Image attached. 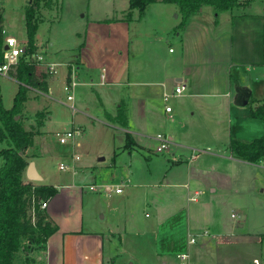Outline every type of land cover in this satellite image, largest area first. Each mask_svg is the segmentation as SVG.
I'll return each instance as SVG.
<instances>
[{"label": "rangeland", "instance_id": "obj_1", "mask_svg": "<svg viewBox=\"0 0 264 264\" xmlns=\"http://www.w3.org/2000/svg\"><path fill=\"white\" fill-rule=\"evenodd\" d=\"M26 1L28 0L22 1L16 6L25 8ZM59 1L62 2V8L60 3L58 9L52 8L46 13L45 21L38 25L37 35L42 36V42L46 45L44 51L48 59L60 64L56 68L57 72L53 79L51 77L53 73L47 72L50 75L48 84L52 80L49 93H40L35 89H30L28 92L22 123L29 128L32 124L36 125L43 119L46 120L45 128L54 133L79 129L80 135L75 137L76 141L65 144L59 143L57 138L55 140L53 134L47 135L44 140L48 144V148L57 141L54 146L57 157L53 155L45 160L53 180L60 179L59 181H61L63 176L65 179L73 171L70 169L60 170V165L62 163L74 164L71 157L73 144L77 140L81 141L82 147L78 149L79 155L82 157L86 154L90 157L89 160L94 161L79 162L81 166L75 175L77 178L75 181L79 184L86 183L85 188L88 189L85 194L88 195L86 202L95 201L98 205L101 198L102 203L105 204L106 197L102 195L105 191L98 189L103 193L96 190L97 193L90 190L89 186L100 184L96 183L100 179H103L105 183H115L121 180V176L127 174H131L132 177L130 184H136V187H132V195H134L132 202L139 197L138 194H143V191L148 192L156 199H162L157 210L154 209V205L144 204H138L134 208L140 222L150 224L149 227L139 232V238L142 239L146 235L148 238L151 237V241L147 240L145 247L143 243L141 248L134 245L137 251H133L130 246V238L136 240V234L129 236L130 238L127 237V240L124 241L122 257L118 261V264H131L132 262L134 264H149L147 263L150 260L148 249L154 248L152 238L158 230L155 224L158 211L161 212L163 219L169 216L170 220H182V213L177 210L184 203L179 198L180 192L186 189L185 186L180 185L182 180L170 178L168 183L173 184L161 185L162 180L165 179L166 171L171 176H183L182 170L186 167L169 169L171 161H173L172 157L228 154L224 145L229 137L228 128L222 121L219 125L209 126L210 123L201 117V108L205 104L199 106L201 102L195 99L192 100V103H183L191 90L190 86L180 97L170 96L167 101L177 111L182 108L180 117L176 116L175 121H171L158 113L164 111L165 103L162 86L157 85V81L154 79L162 76L160 72L167 69L174 62L173 60L179 58L182 53L181 41L176 35L180 31L177 30V27L181 16L177 14L174 4L158 1L150 4L143 15H140L139 11L135 9L128 18L126 13L129 0ZM253 3V6L249 8L252 18L240 23L234 34L233 48L236 57L238 55L240 58L242 56L250 59L256 54V48L260 53L263 51L264 0H254ZM23 12L24 10L21 11L17 8L5 11L7 14L5 30L20 41L22 40V45L26 41L24 21L21 20ZM57 12H59L57 15L59 18L56 16ZM197 15L195 17L197 19L204 17L205 19L209 18L210 21L216 20L218 17L217 22H220L222 28L226 27L224 20L227 17L229 19L232 17L228 12L217 13L218 16H216V12L211 6L202 7V14ZM103 48H106V52L110 50L113 52L108 54V59L103 57ZM169 48L174 52L170 53ZM76 59L86 63H84L85 65L81 64L79 68L75 67L74 81L76 85L73 87V91L68 93L65 88L68 71L64 62ZM100 66H105L109 71L111 67L115 66L117 73V75L115 73V83H102L103 72L100 70ZM38 69L39 75L45 72L43 67ZM108 79H110V75ZM17 87L18 85L13 79L0 76L2 105L6 109L11 107ZM69 95L73 96V101L67 100ZM122 104H125L128 109L127 116L130 127L127 131H132V134L142 140V144L148 148L132 146L130 150L120 151V156L117 155L116 160H113V151L117 152L118 147L126 144V131H123L119 122L110 125L107 115L116 116ZM192 109L196 110L194 117L190 116ZM42 112L44 116L41 118L38 113ZM198 125L203 126L198 127ZM158 133L165 134L167 137L171 136L174 139L162 153H155L158 142L153 137ZM38 144H40L39 141ZM179 144L186 146L180 147ZM99 156H106V161H98ZM40 169L42 170L41 166ZM114 171L118 172L115 178L112 177ZM130 171H133V174ZM243 177L246 183L252 181V176L249 174H245ZM204 181V179L201 180V185L204 184ZM136 191L139 192L136 193ZM161 192L164 198L161 197ZM206 192V194H210L207 187ZM204 196V193L196 195L198 198ZM129 207L131 209L135 206L131 204ZM85 209L89 215V206L87 205ZM224 211L226 218L232 223L235 224L240 219L239 209L226 205ZM94 214L96 213L93 212ZM232 214H235V217ZM34 217L36 218V215L33 214V219ZM253 225L260 227L258 220H255ZM23 243L27 250L22 248L18 251L16 264H44L43 243L32 240L30 237L23 238ZM253 244L251 249H253L254 255L257 254L264 258V241L261 244Z\"/></svg>", "mask_w": 264, "mask_h": 264}, {"label": "crops", "instance_id": "obj_2", "mask_svg": "<svg viewBox=\"0 0 264 264\" xmlns=\"http://www.w3.org/2000/svg\"><path fill=\"white\" fill-rule=\"evenodd\" d=\"M22 1L25 0H0V6L4 11V20L7 17L6 10L16 8L21 11L24 10V6L22 8L16 6ZM60 3L62 8V2L59 0L56 6L42 7L40 22L45 21V15L50 9H58ZM194 14L187 21L185 29L176 34L181 41V56L173 60L174 62L167 69L160 72L162 76L154 80L157 81V85L162 86L163 96L167 92H172L176 86L175 83L181 80L186 85V90L190 86L191 90L183 103H192V100L195 99L201 102L199 106L205 104L201 108V117L210 123L209 126L219 125L221 121L224 122L223 124L228 128L229 137L227 143L224 144L228 154L217 153L199 156L193 154L194 156L172 157L173 161H171L169 169L186 167L182 170L183 176H171L166 171L165 179L162 180L161 185L173 184L168 183L170 178L182 180L180 185L185 186L186 189L180 192L179 198L184 203L177 209L179 213H182V220H170L169 216L163 219L161 212L158 211L159 214L155 223L158 230L152 238L154 248L148 249L150 260L147 263L180 264L178 254L189 251L195 264H257L254 262L256 258L260 260V264H264V258L257 254L254 255L253 249H251L253 243L261 244L264 241V159L250 162L235 157L228 148L231 138L252 141L264 136V120L252 116L253 106H239L234 101L236 97L234 88L241 86L252 90L251 97L256 103L264 102V47L261 53L256 48V54L250 59L235 56L234 34L238 30L239 24L248 18H252V14L246 17H231L230 19L227 17L224 20L226 26L224 28L220 22L216 24L215 19L210 21L209 18H195L198 16L197 14H202V9ZM57 18L59 17L57 16ZM21 20H23V15ZM4 31V37L12 36L5 30V21ZM36 37L37 49L31 60L34 70H37L38 73V68L43 67L45 72L51 71L50 73H53L51 75L53 79L60 63L48 59L44 51L46 45L42 42V36L36 35ZM18 41L22 43V40L18 39ZM168 51L174 52L171 48ZM102 52L105 59H108L110 52L113 53L112 50L106 52V48H103ZM76 61L77 63H75ZM81 61L76 59L75 61L64 62L68 71L67 76L70 74V77L74 78L75 67L79 68L81 64L85 65L84 63H86ZM50 66H52V70L49 69ZM100 67L103 72L101 75L102 83H115V76L117 75L115 66L111 67L110 71L105 66ZM109 75L110 79H108ZM6 76L13 79L18 85L19 81L10 72ZM50 82L48 91L33 87L29 89L47 94L51 91ZM123 110L127 126L118 124L123 127L124 132L130 133L132 140L129 141V145L123 144L122 147H118L117 152L116 150L113 151V160H116L117 155L120 156V151L130 150L132 146L146 148L142 144L143 141L135 137L132 131H127L130 127V121L125 104H123ZM181 112L182 108L177 111L174 107H172L171 112H166L164 107V111L158 113L171 121H175L174 118L180 117ZM195 115L196 110L192 109L190 116L194 117ZM45 121L42 119L39 134L34 138L35 144L29 149V153L34 156L28 157L29 162L33 161L37 165L42 180L37 181L28 178L27 170L23 177L26 182L31 180L37 184L49 183L58 187V192L49 198V203L45 208L50 219L58 225V229L48 237L44 245V264H118L120 257H122L124 241L127 240V237L133 236L134 233L136 240L129 237L132 250L137 251L135 246L141 248L143 243L145 247L146 241H151V237L148 238L141 233L145 236L141 239L139 232L149 227L150 224L140 222L134 208L138 204H144L147 206L154 205V209L157 210L162 199H156L148 192L143 191V194H138L139 197L132 202L134 198L132 187H136V184H130L132 177L131 174H127L121 176V180L115 183L106 182L114 185L124 183L123 191L103 193L98 190L106 197L105 204L102 203L101 198L98 205L95 201L86 202V198H88V195H85L86 190H88L85 188L86 183L79 184L75 181L77 179L75 175L81 166L79 162L94 161L89 160L90 157L86 154L82 157L79 155L78 149H81L82 143L77 140L73 144L72 156L80 158L78 161L73 160L74 164L67 168H59L60 170L70 169L73 173L66 176V180L64 176L61 181H59L60 179L53 180L45 158L56 156L57 151L54 146L57 141L48 148L44 139L47 135L53 134L56 140V133L45 128ZM113 123L116 124L117 122H109L110 125ZM198 127L195 126V128ZM77 135H80V131ZM168 137L170 141L174 140L173 137ZM179 145L180 147L186 146L184 144ZM99 157L98 161H106V156ZM185 171H187L186 174ZM116 173L118 172L114 171L112 177L115 178ZM130 173L133 174V171ZM245 174L251 175L252 181L246 183L243 177ZM95 178L97 179L96 176ZM203 179L205 181L201 185ZM96 183L106 184L103 179L97 180ZM206 187L210 194H206ZM92 191L98 193L96 190ZM138 192L136 191V193ZM203 193L204 197H196V195ZM160 195L164 198L162 192ZM131 204L135 207L130 209ZM87 205L89 206V215L85 209ZM226 205L239 209L240 219L237 220V223L234 224L226 218L224 211ZM93 212L96 214L93 215ZM146 216H148L147 213ZM232 216L235 217V214ZM255 220L259 221L260 227L253 225ZM203 231H207V233L199 237L197 242H190L192 234L197 235ZM133 255L135 257V254Z\"/></svg>", "mask_w": 264, "mask_h": 264}, {"label": "trees", "instance_id": "obj_3", "mask_svg": "<svg viewBox=\"0 0 264 264\" xmlns=\"http://www.w3.org/2000/svg\"><path fill=\"white\" fill-rule=\"evenodd\" d=\"M163 1L174 4L177 14L181 16L177 30L183 31L189 18L204 6H211L217 13L228 12L232 17H246L251 15L249 8L254 0H129L126 16L130 18L133 10L137 9L143 15L145 9L152 3ZM23 12L24 31L26 41L22 45V55L16 64L9 69L10 74L19 83L10 108L2 105L0 90V264H16L18 251L26 247L23 238H31L45 243L53 234L58 225L50 219L45 208H41V201L53 197L58 192L54 184H37L26 182L24 174L31 155L29 149L34 146V138L39 134L42 121L29 128L24 126V104L28 100L29 88L48 91L50 75L43 72L41 75L34 70L32 56L36 52L37 29L42 7L56 6L58 0H28ZM217 18L215 23L217 24ZM4 11L0 6V65L3 63ZM70 80V74L66 78ZM249 106L252 107V116L264 120V102H257L251 97ZM39 117L44 114L38 113ZM109 122H119L127 126L123 104L116 116L107 115ZM126 144L132 140L130 133H125ZM229 151L235 156L250 162L264 159V136L252 141L231 138ZM35 206L36 219H33Z\"/></svg>", "mask_w": 264, "mask_h": 264}, {"label": "built area", "instance_id": "obj_4", "mask_svg": "<svg viewBox=\"0 0 264 264\" xmlns=\"http://www.w3.org/2000/svg\"><path fill=\"white\" fill-rule=\"evenodd\" d=\"M5 33V31H3ZM7 46V47H6ZM22 44L18 41V39L14 36H5V47L3 50V63L0 65V76H6L9 73V69L12 65L16 64L18 61V58L22 55ZM50 70H52V66L49 67ZM76 85L74 78L70 77L69 82L66 83V91L70 93L73 91V87ZM175 87L173 88L172 92H167L164 94L163 99L165 103V111L171 112L172 107L167 103L170 96H180L184 91L186 90V85L183 84L182 80L180 82L175 83ZM68 101H73V96L67 97ZM79 133L78 129H72L66 132H60L56 133V138L59 143L65 144L75 141V137ZM155 140L158 142V146L156 147L155 153H162L164 149L168 146L170 143V138L167 137L165 134H156ZM74 161H78L80 157L78 156H72ZM69 163H62L60 165L61 169L69 167ZM123 184H91L89 188L91 190H98L101 189L107 193L110 192H121L123 191ZM41 208H46V206L49 203V200H42L41 202ZM35 206L33 207V214H35ZM36 218L34 217V220ZM207 231H203L202 233H198L197 235H191L190 242L195 243L201 237L203 234H206ZM178 257L180 259V264H195L191 259V254L189 251L186 252H180L178 254ZM255 263L260 264V260L258 258L254 259Z\"/></svg>", "mask_w": 264, "mask_h": 264}, {"label": "water", "instance_id": "obj_5", "mask_svg": "<svg viewBox=\"0 0 264 264\" xmlns=\"http://www.w3.org/2000/svg\"><path fill=\"white\" fill-rule=\"evenodd\" d=\"M178 80L180 81L181 78ZM235 91H236V97L234 100L235 103L239 106H248L251 102L250 99L252 96V90L249 88L236 86ZM26 174H27V177L32 180H37V181L42 180V176L37 169V165H35L33 161L29 162L27 166Z\"/></svg>", "mask_w": 264, "mask_h": 264}]
</instances>
